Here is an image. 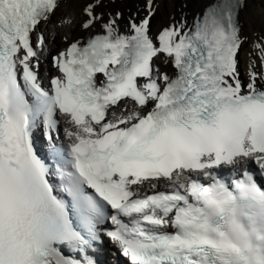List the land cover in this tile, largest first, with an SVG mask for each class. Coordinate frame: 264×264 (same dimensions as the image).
Listing matches in <instances>:
<instances>
[{"label":"snow or ice","instance_id":"obj_1","mask_svg":"<svg viewBox=\"0 0 264 264\" xmlns=\"http://www.w3.org/2000/svg\"><path fill=\"white\" fill-rule=\"evenodd\" d=\"M65 3L0 0V264H99L89 253L108 219L128 264H264V187L249 170L264 175V37L245 84L247 0H216L156 37L154 0L126 30L122 13L105 19V0H88L89 35L54 57L60 74L45 86L39 30ZM76 23L74 12L60 18ZM41 127L62 161L59 190L34 147ZM226 169L239 178L222 179Z\"/></svg>","mask_w":264,"mask_h":264},{"label":"bare ground","instance_id":"obj_2","mask_svg":"<svg viewBox=\"0 0 264 264\" xmlns=\"http://www.w3.org/2000/svg\"><path fill=\"white\" fill-rule=\"evenodd\" d=\"M146 0H105V6L98 8L100 12H117L123 13L126 16H138L139 13L144 12V5ZM212 0H154L156 5L155 15L153 16L152 26L161 27L165 23L172 21L176 16L183 13L187 15L188 18L193 16L195 10H201L207 3ZM88 0H67L61 9H59L54 16L57 18L55 20L59 21L60 18L66 12H74L76 15V27L73 29H68L64 26H56L55 22L50 25H42L41 29L47 34V41L44 49L56 50V45H64L63 38L67 36L70 37L72 32L77 34H84L85 32L80 30L78 27L80 19L81 8L87 3ZM260 0H247V6L240 12V24L242 26L241 37L245 39L241 50L239 52V67L240 70L247 74L248 63H249V53L253 52L252 45L260 37H264V8L260 7ZM44 54V53H42ZM255 53H253V56ZM259 63V59H256V66ZM44 71L46 70L45 65Z\"/></svg>","mask_w":264,"mask_h":264},{"label":"rangeland","instance_id":"obj_3","mask_svg":"<svg viewBox=\"0 0 264 264\" xmlns=\"http://www.w3.org/2000/svg\"><path fill=\"white\" fill-rule=\"evenodd\" d=\"M260 4H261L260 7L264 8V0H260Z\"/></svg>","mask_w":264,"mask_h":264}]
</instances>
